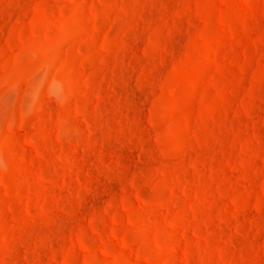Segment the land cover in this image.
Segmentation results:
<instances>
[{
    "label": "rangeland",
    "instance_id": "obj_1",
    "mask_svg": "<svg viewBox=\"0 0 264 264\" xmlns=\"http://www.w3.org/2000/svg\"><path fill=\"white\" fill-rule=\"evenodd\" d=\"M0 264H264V0H0Z\"/></svg>",
    "mask_w": 264,
    "mask_h": 264
}]
</instances>
